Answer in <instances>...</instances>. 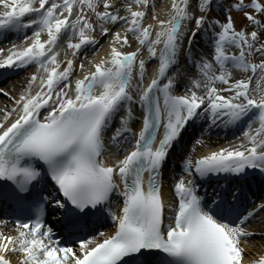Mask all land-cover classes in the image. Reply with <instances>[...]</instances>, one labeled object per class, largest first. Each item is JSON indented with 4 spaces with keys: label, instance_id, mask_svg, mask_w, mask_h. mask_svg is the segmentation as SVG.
<instances>
[{
    "label": "snow or ice",
    "instance_id": "obj_1",
    "mask_svg": "<svg viewBox=\"0 0 264 264\" xmlns=\"http://www.w3.org/2000/svg\"><path fill=\"white\" fill-rule=\"evenodd\" d=\"M214 8L226 13L223 22L208 15ZM233 11L245 20L239 28ZM29 27V42L0 49V67L37 69L17 96L0 89L11 100L0 109V202L24 215L15 234L0 232V264H11L8 253H19L18 264H264V253L245 260L240 244L264 240V228H248L264 225V197L242 205L237 186L221 187L209 203L195 183L210 173L264 175V0H169L163 17L156 0H0V31ZM98 37L108 51L75 64ZM201 41L210 52L195 51ZM61 42L71 53L62 60ZM201 116L247 121L243 140L185 157L188 178L173 179L177 199L166 206L159 172L182 129ZM113 192L122 197L118 211ZM49 205L60 210L63 236L45 222ZM105 211L114 225L106 238H64Z\"/></svg>",
    "mask_w": 264,
    "mask_h": 264
},
{
    "label": "bare ground",
    "instance_id": "obj_2",
    "mask_svg": "<svg viewBox=\"0 0 264 264\" xmlns=\"http://www.w3.org/2000/svg\"><path fill=\"white\" fill-rule=\"evenodd\" d=\"M169 4V0H156V12L157 15L160 17H163L165 14V10L167 9ZM150 22V17L148 20L145 21V23ZM43 37H41V39L46 38V33ZM129 39L131 40L132 37L130 36ZM98 41L99 43L96 46H88L85 47L79 55H82L84 52L87 51V54H89V58L91 59H99L101 56H103L107 51H108V47H107V40L104 37H98ZM23 43V41L18 40V44ZM135 43H133V47H135ZM124 51H129L132 50L131 48L125 47L123 49ZM208 53V52H207ZM68 54L70 55V50H67L66 48V44H63L61 42V47H60V51H59V55L58 58L59 59H63L64 56ZM144 55H146V50L144 52ZM75 60L77 61L78 58H74V63ZM86 63L88 64V61H86ZM78 64V63H77ZM31 66H33V69H28L27 67L24 70V73L19 74L17 76L14 77V79H11L10 82H8V84L2 88L5 90V92H8L11 94L12 97H15L19 94V92L21 91V89L23 87H26V80L27 78H29V75L36 71V66L35 64H30ZM28 65V66H30ZM25 66H23L24 68ZM155 67V63H153V65H147V71H148V77L147 78H151L152 72H153V68ZM76 72V71H75ZM74 72V74H75ZM234 75H239V72L237 70H233ZM74 76H77L76 74ZM218 88H222L221 86L216 85ZM225 86V85H224ZM226 87V86H225ZM34 91V90H33ZM224 95H227V92L223 93ZM7 104L8 107H11V100L6 97L4 94L0 93V109L4 108L5 105ZM116 123L113 122L112 127H115ZM253 127H255V125H253ZM109 134H110V130H109ZM209 139V140H208ZM239 140H243V136L241 134V136H239L237 139L232 140L229 143H223V142H219L217 144H219L216 149H218L219 147H225V146H236L237 142ZM214 144V140H212L211 138H206L204 140H202L199 144V147L197 148V151L195 152V157L192 158L193 160H195L198 156L200 155H204L206 153H208L209 151H212L211 149L208 150L205 147H209L210 145ZM110 151V149H109ZM112 154V152H111ZM105 161L106 162H112V160H114L115 158H118V156L114 153L112 155H109V153H105ZM168 194V193H167ZM258 219H264V213H261L260 216L258 217ZM249 230L251 229H261L264 228V225L257 223L253 224L252 226L248 227ZM0 232L5 233V234H15L14 230H10V228L8 226H0ZM108 233L105 232L102 235V238H106V234ZM257 237L247 241L244 246H245V250H246V256H245V260H249L254 258L255 256L257 257L260 253H262V251L264 250V240L261 239V236H259V234L256 235ZM94 241H97V237L93 238ZM18 256L19 253H8V258L11 260V262H13V264H18Z\"/></svg>",
    "mask_w": 264,
    "mask_h": 264
},
{
    "label": "rangeland",
    "instance_id": "obj_3",
    "mask_svg": "<svg viewBox=\"0 0 264 264\" xmlns=\"http://www.w3.org/2000/svg\"><path fill=\"white\" fill-rule=\"evenodd\" d=\"M222 2H223V0H216V3H222ZM208 15L211 16V17H216V18L220 19L223 22L226 13H224L223 11H216L215 8H214L211 12H209ZM232 16H233V18L235 20V25H236L237 28L241 27L245 23L244 18L241 17L239 13L233 11ZM199 44L200 45H198V46H199L200 49H209L205 45H203V43H199Z\"/></svg>",
    "mask_w": 264,
    "mask_h": 264
}]
</instances>
